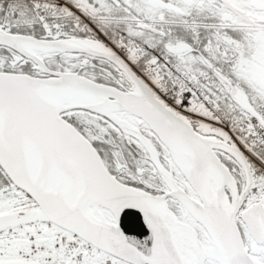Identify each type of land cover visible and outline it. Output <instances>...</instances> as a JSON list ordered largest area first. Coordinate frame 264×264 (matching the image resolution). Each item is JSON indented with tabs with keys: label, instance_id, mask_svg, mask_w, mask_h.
<instances>
[{
	"label": "snow or ice",
	"instance_id": "1",
	"mask_svg": "<svg viewBox=\"0 0 264 264\" xmlns=\"http://www.w3.org/2000/svg\"><path fill=\"white\" fill-rule=\"evenodd\" d=\"M0 264H264V0H0Z\"/></svg>",
	"mask_w": 264,
	"mask_h": 264
}]
</instances>
